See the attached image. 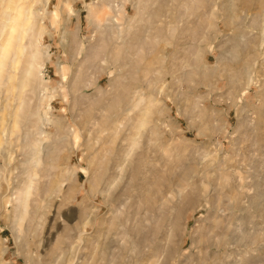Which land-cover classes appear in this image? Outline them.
<instances>
[{"label": "rangeland", "instance_id": "1", "mask_svg": "<svg viewBox=\"0 0 264 264\" xmlns=\"http://www.w3.org/2000/svg\"><path fill=\"white\" fill-rule=\"evenodd\" d=\"M64 1L0 84V264H264V0Z\"/></svg>", "mask_w": 264, "mask_h": 264}, {"label": "bare ground", "instance_id": "2", "mask_svg": "<svg viewBox=\"0 0 264 264\" xmlns=\"http://www.w3.org/2000/svg\"><path fill=\"white\" fill-rule=\"evenodd\" d=\"M36 2H37V0H0V84H5L6 82L8 83V82H10V80L13 77H15L14 75H13V77H11L12 73H14V72H12V73L10 72L11 73V75H10L9 71L12 68H15L16 64L18 62H20V60L23 58L24 52L26 51L25 49H28L29 47H31V43H30V41L27 40V38L30 37L29 32L32 28V24H33L34 18L36 16V13L34 12V9H33V5ZM69 6H70V4L67 0L62 2L61 8H57V9H55V11H52V16L55 18H58L57 16L59 14L62 15V12L64 9H66V10H68V12H70ZM24 39H26L27 41L26 40L24 41ZM26 53H27V51L25 52V54ZM35 57L36 56L33 53H30L28 56H26L24 58L25 61H23L24 64H23L22 76L20 75L22 77L20 79V81H21L20 86L22 88L25 86H29L31 84V81H33L32 79H33L34 75H40L41 74L42 64H41V62H38L35 59ZM13 71H14V69H13ZM12 81H16V80H12ZM10 85H12V83ZM10 85L8 88L9 90H10ZM15 87H16V85H15ZM17 99H19V100L21 99L20 94H18ZM142 99L143 98H141V100ZM141 100L140 99H139V101L137 100L138 103L142 102ZM19 106H20V104H18L14 113L10 114V115H12V119H13L11 132H15V129L18 126H20L19 124H20L21 119H22V114L19 111V109H20ZM149 110H150V104L147 105V107L144 111L146 113H148ZM144 116H145V114H144ZM144 122H145L144 120L143 121L141 120L140 123L144 124ZM1 142L2 141L0 138V145H1ZM108 143H110V142H108ZM106 150H104V151H106ZM106 153H108V152L106 151ZM37 162L38 161L35 159L34 163L37 164ZM99 174H101V173H99ZM32 175H33V173L31 172L29 174L30 181L27 184L25 183V185H23L24 186L23 189L16 190L15 192H13V195H16L14 198V202H15V207H14L15 213L14 214L16 215L15 219L19 220V221H22L28 213L27 207L29 205L28 201H29V196L31 194V190H32V186H31L32 185V180H31ZM56 184L52 183L50 190H52V191L56 190L57 189Z\"/></svg>", "mask_w": 264, "mask_h": 264}]
</instances>
